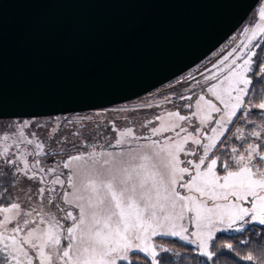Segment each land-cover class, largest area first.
Returning a JSON list of instances; mask_svg holds the SVG:
<instances>
[{
    "label": "snow or ice",
    "instance_id": "6c2138e0",
    "mask_svg": "<svg viewBox=\"0 0 264 264\" xmlns=\"http://www.w3.org/2000/svg\"><path fill=\"white\" fill-rule=\"evenodd\" d=\"M259 19L178 80L175 97H164L170 108L145 102L161 108L145 132L112 124L114 137L89 143V117L65 121L83 128L64 135L60 124L29 121L0 131V264H162L170 249L159 237L215 264L217 233L264 226V92L255 88L264 81V6ZM239 243L254 245L239 261L264 264V227Z\"/></svg>",
    "mask_w": 264,
    "mask_h": 264
},
{
    "label": "water",
    "instance_id": "95a60500",
    "mask_svg": "<svg viewBox=\"0 0 264 264\" xmlns=\"http://www.w3.org/2000/svg\"><path fill=\"white\" fill-rule=\"evenodd\" d=\"M258 0H0V119L129 101L203 60Z\"/></svg>",
    "mask_w": 264,
    "mask_h": 264
},
{
    "label": "rangeland",
    "instance_id": "374dc122",
    "mask_svg": "<svg viewBox=\"0 0 264 264\" xmlns=\"http://www.w3.org/2000/svg\"><path fill=\"white\" fill-rule=\"evenodd\" d=\"M264 6V0H258L256 5L253 7L251 12L248 14L247 18L244 20V22L236 29L235 33H232L226 40H224L217 48H215L210 54H208L203 60L198 62L196 65L188 69L187 71L181 73L180 75L176 76L175 78L169 80L168 82L156 87L150 93H146L144 95H141L139 97L133 98L129 101L114 105V106H108L96 110H89L81 113H73L72 115H69L64 120H78L80 117H89L94 118L89 122H98L99 125L98 129L103 131L105 135H107L109 138H112L115 136V133L111 130V125L115 124L116 127L122 128L124 126H133L137 132H145L146 130L141 128L140 125L145 122L147 119L152 118V116L155 113H158L161 111V108H152V109H146L142 108L141 106L147 102L152 101L155 104L162 105L164 108H170L171 104L164 105V97L166 95L175 97L174 87H178L177 81L183 80L186 76L190 74H197V70H203L205 65L210 66V61H213L217 58L219 54L224 52L225 50H230L231 47L235 46V44L239 43L240 40L244 39V36L242 35L244 29H251L256 27L257 25L261 24V21L259 19V11L261 7ZM118 109H137L136 111H117ZM44 119H38L37 118H25L21 121L14 120H7V121H0V131L7 132L10 131L11 128L15 127L17 124L29 121L33 124V127L35 128V125H40L43 122H47V119L43 117ZM64 117H60L59 124L61 123V120ZM63 121V122H65ZM49 123H52V121L48 120ZM68 125V124H67ZM70 126V125H68ZM90 128V127H89ZM96 135V134H95ZM89 143H104V136L99 133L96 137H92L89 141ZM247 226V225H246ZM245 226V227H246ZM233 232V231H229ZM162 238H173V237H159L156 238V241L158 244H162L161 239ZM177 239V238H174ZM178 240V239H177ZM180 241V240H178ZM181 242V241H180ZM183 243V242H182ZM163 245V244H162ZM194 246V245H193ZM195 247V246H194Z\"/></svg>",
    "mask_w": 264,
    "mask_h": 264
},
{
    "label": "trees",
    "instance_id": "16d2710c",
    "mask_svg": "<svg viewBox=\"0 0 264 264\" xmlns=\"http://www.w3.org/2000/svg\"><path fill=\"white\" fill-rule=\"evenodd\" d=\"M235 33V32H234ZM256 94L259 95L261 92H264V81H256L255 82ZM150 93V92H149ZM117 105V104H116ZM114 106V105H112ZM85 112V111H83ZM81 113V112H75ZM73 113L63 114L58 117L56 116H45L47 122H43L40 125H51L52 127L57 126L60 121V117H64L61 120V128L60 132L62 135L67 134L69 129L75 130V127L83 128V125L68 126L63 121L69 115ZM38 119H44L43 117H32ZM16 120L21 121L25 118H11V119H0V121H7V120ZM45 120V119H44ZM48 120L52 121L49 123ZM98 122H89L88 127L89 132L88 135L90 139L94 136L96 137L99 133H104L96 127ZM39 134L44 137L45 129L40 128L37 129ZM48 131H51V128H48ZM96 134V135H95ZM261 227L259 225L250 224L245 227L243 232H221L217 233V238L213 241V248L212 250L216 252V256L214 257L215 264H237L239 261L238 253L240 252H247L249 248L254 247L253 244L249 243L248 245L240 244L239 241L242 239H249L250 241H256L259 238V232ZM252 233H255L254 235ZM161 242L164 247L170 249L168 253H160L159 259L161 260L162 264H202L205 258L200 257L196 254V249L193 245H188L186 243H182L174 238H162ZM226 243H232L236 246V252H229L226 248H222L221 246ZM135 264H144L143 259H136ZM212 264V262H209ZM239 264H244V262L239 261Z\"/></svg>",
    "mask_w": 264,
    "mask_h": 264
}]
</instances>
